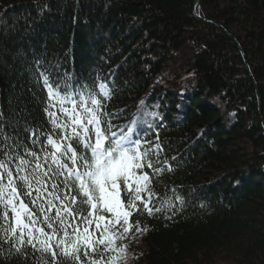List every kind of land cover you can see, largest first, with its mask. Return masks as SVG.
I'll return each mask as SVG.
<instances>
[{"label": "trees", "instance_id": "1", "mask_svg": "<svg viewBox=\"0 0 264 264\" xmlns=\"http://www.w3.org/2000/svg\"><path fill=\"white\" fill-rule=\"evenodd\" d=\"M195 1L0 0V159L40 152L45 78L160 145L124 264H264V0ZM0 264L37 254L0 241Z\"/></svg>", "mask_w": 264, "mask_h": 264}, {"label": "snow or ice", "instance_id": "2", "mask_svg": "<svg viewBox=\"0 0 264 264\" xmlns=\"http://www.w3.org/2000/svg\"><path fill=\"white\" fill-rule=\"evenodd\" d=\"M44 83L52 129L40 152L28 151L32 160L19 157L15 169L0 159V241L17 254L31 248L37 264H124L119 242L133 227L147 231L131 223L133 215L161 211L152 206L156 193L145 171H162L154 160L160 145L141 138L135 127L114 131L94 92L77 101L55 91L47 78ZM175 200L183 203L180 196Z\"/></svg>", "mask_w": 264, "mask_h": 264}, {"label": "water", "instance_id": "3", "mask_svg": "<svg viewBox=\"0 0 264 264\" xmlns=\"http://www.w3.org/2000/svg\"><path fill=\"white\" fill-rule=\"evenodd\" d=\"M197 1H198V0L195 1V5L197 4ZM194 14H195L196 16H198L197 13H196V11H194Z\"/></svg>", "mask_w": 264, "mask_h": 264}, {"label": "rangeland", "instance_id": "4", "mask_svg": "<svg viewBox=\"0 0 264 264\" xmlns=\"http://www.w3.org/2000/svg\"><path fill=\"white\" fill-rule=\"evenodd\" d=\"M127 260H130V257H127Z\"/></svg>", "mask_w": 264, "mask_h": 264}]
</instances>
